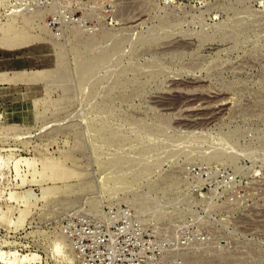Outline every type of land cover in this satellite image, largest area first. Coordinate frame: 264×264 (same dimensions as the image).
<instances>
[{
    "label": "rangeland",
    "instance_id": "obj_1",
    "mask_svg": "<svg viewBox=\"0 0 264 264\" xmlns=\"http://www.w3.org/2000/svg\"><path fill=\"white\" fill-rule=\"evenodd\" d=\"M194 168L217 245L174 264H264V0H0V264H81L65 229L120 205L179 221Z\"/></svg>",
    "mask_w": 264,
    "mask_h": 264
},
{
    "label": "built area",
    "instance_id": "obj_2",
    "mask_svg": "<svg viewBox=\"0 0 264 264\" xmlns=\"http://www.w3.org/2000/svg\"><path fill=\"white\" fill-rule=\"evenodd\" d=\"M60 1L66 4L77 0ZM66 8L62 5L61 14L67 12ZM190 173L192 181L186 189L195 200L191 203V210H178L183 214L179 221L157 223L153 215L138 216L135 209L120 205L107 209L98 222L65 229L80 263L174 264L178 262L181 249L217 245L214 233L207 230L205 224L210 213L201 205L206 190L204 173L195 168ZM223 182L230 186L236 178L226 174ZM170 213L172 219L179 218L176 217L179 214L173 217L172 211Z\"/></svg>",
    "mask_w": 264,
    "mask_h": 264
}]
</instances>
